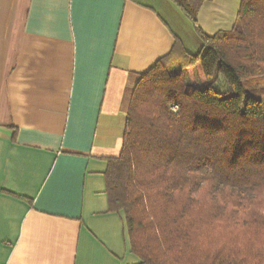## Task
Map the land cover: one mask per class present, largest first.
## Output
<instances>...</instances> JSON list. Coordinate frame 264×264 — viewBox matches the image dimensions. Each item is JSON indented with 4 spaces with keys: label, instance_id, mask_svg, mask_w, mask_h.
Wrapping results in <instances>:
<instances>
[{
    "label": "crops",
    "instance_id": "obj_1",
    "mask_svg": "<svg viewBox=\"0 0 264 264\" xmlns=\"http://www.w3.org/2000/svg\"><path fill=\"white\" fill-rule=\"evenodd\" d=\"M201 47L172 0H0V264L139 263L107 159L139 75Z\"/></svg>",
    "mask_w": 264,
    "mask_h": 264
},
{
    "label": "trees",
    "instance_id": "obj_2",
    "mask_svg": "<svg viewBox=\"0 0 264 264\" xmlns=\"http://www.w3.org/2000/svg\"><path fill=\"white\" fill-rule=\"evenodd\" d=\"M172 1L202 47L139 75L104 171L108 211L138 264H264V89L249 87L264 80V0H239L213 35L197 22L206 0Z\"/></svg>",
    "mask_w": 264,
    "mask_h": 264
},
{
    "label": "rangeland",
    "instance_id": "obj_3",
    "mask_svg": "<svg viewBox=\"0 0 264 264\" xmlns=\"http://www.w3.org/2000/svg\"><path fill=\"white\" fill-rule=\"evenodd\" d=\"M226 1L227 2H224L223 0H221L219 2L220 4H217V8L222 6L224 10V12H222L223 15L221 17V15H217V13L215 14L213 12V10L215 9V6L213 4L209 5L208 1L206 0L204 3L205 4L208 3V4L207 5L204 4L205 6L202 7L199 17H197L198 26L203 28L205 32H209V33L212 32L214 28L217 29L218 26H223V27L228 26V23L230 27L233 24L235 17H236L235 13L237 12V9H238L239 0H226ZM218 9H221V8H218ZM229 27H226V28H229ZM193 30L194 32H196L195 28H193ZM185 76H186V79H188L189 72H185ZM250 84L251 85L249 87H256V88L264 89V80L251 81ZM249 87H246V88H249Z\"/></svg>",
    "mask_w": 264,
    "mask_h": 264
}]
</instances>
